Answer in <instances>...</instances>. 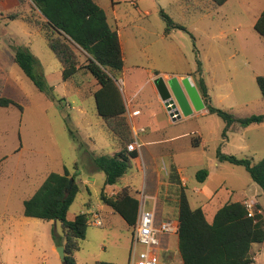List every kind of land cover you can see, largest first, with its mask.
<instances>
[{"label": "rangeland", "instance_id": "rangeland-1", "mask_svg": "<svg viewBox=\"0 0 264 264\" xmlns=\"http://www.w3.org/2000/svg\"><path fill=\"white\" fill-rule=\"evenodd\" d=\"M97 1L111 25H116V18L121 30L125 70L116 75V82L126 103L134 91L142 90V96L151 92L150 83L143 86L147 70L151 69L153 73H168L179 80L190 73L196 86L202 77L211 104L231 111L236 117L264 114V99L257 84V76L264 75V39L254 28L264 9V0H227L218 7H213L209 0H115L119 2L115 9L113 0ZM29 4L30 0L25 4L19 0L0 1V93L14 101L0 106V264H65L59 253L65 241L60 221L23 213L24 199L32 196L49 173H63L65 168L75 174L80 185L68 219L89 211V202L93 211L86 237L75 254L78 264H128L131 226L101 202L105 174L93 171L91 166L90 151L101 153V147L90 144L88 137L97 133L113 141L97 113L93 96L97 81L83 72L78 76L81 87H77L75 80H64L61 63L43 34L21 18H7L15 10L28 11ZM161 11L187 27L194 38L181 28H173L166 35L167 22ZM20 46L29 48L36 56L35 71L52 87L53 98L39 91L14 61ZM198 58L202 62L201 72ZM225 125L218 114L208 113L183 118L165 129L150 128L148 132L153 129L160 139L176 132L185 134L175 141L147 144L141 169L134 164L116 186L130 185L137 197L143 189L145 194L158 191L157 221L166 214L175 217L177 211L163 201L161 193L162 185H168L167 166L174 160L189 177L191 206L204 207L210 220L220 206L230 201L246 200L252 213L264 210L263 190L244 166L219 161L218 166L213 165L218 148L254 162L264 158V122L247 127L234 122L226 138ZM142 135L144 140L154 138ZM197 135L205 144L192 147V139ZM211 166L212 176L199 181L197 170ZM92 177H96L95 182ZM203 185L207 194L199 195L195 187ZM163 193L167 194V188ZM210 196L211 205L206 207L205 199ZM148 203L153 200L148 199ZM100 208L103 212L96 217L102 224L97 225L95 213ZM158 235L161 248L175 254L170 264H181L177 236ZM254 249L258 253L254 252L255 264H264V242L254 244Z\"/></svg>", "mask_w": 264, "mask_h": 264}, {"label": "trees", "instance_id": "trees-1", "mask_svg": "<svg viewBox=\"0 0 264 264\" xmlns=\"http://www.w3.org/2000/svg\"><path fill=\"white\" fill-rule=\"evenodd\" d=\"M27 0H21L25 4ZM188 1V0H186ZM213 7L224 4L227 0H209ZM28 11L15 10L7 14L9 19L21 18L33 28L39 30L46 39L49 48L61 63L64 80H75L77 87L82 86L78 76L89 73L98 84L93 96L97 113L115 137L119 150L114 154L103 153L93 157L97 168L105 173L104 187L100 200L119 213L130 226L137 219L139 199L129 186L109 194L108 185L118 184L124 175L139 160L138 150H129L128 145L134 140L133 130L127 115L124 96L116 82V75L125 66L118 30L111 26L105 9L96 0H30ZM167 25L165 33L173 28H181L191 33L187 27L161 11ZM254 28L264 39V9L257 18ZM192 37L194 35L191 33ZM196 45V44H195ZM197 52L198 49H196ZM84 56V59H81ZM14 61L33 81L39 91L47 98H53V89L46 85L42 74L35 71L36 56L27 47H18ZM202 62L198 58V71ZM197 86L210 113H216L225 122L223 137L234 122L242 127L264 122V114L236 117L231 111L213 106L205 80L200 77ZM257 84L264 99V75L257 76ZM14 103L0 93V106ZM201 137L192 139L194 146L199 145ZM216 157L221 162L242 165L252 179L260 185L264 193V158L254 162L248 157H238L217 149ZM168 185H162L163 201L172 205L179 221L177 247L181 264H253L255 243L264 242V212L256 210L249 215L246 200L230 201L223 204L210 220L203 207L193 208L188 198V187L183 184L178 166L172 162L169 166ZM208 169L196 172V178L204 181ZM74 179L67 191L68 184ZM167 188V194L164 190ZM79 184L75 174L65 168L63 173L51 172L34 194L24 201V215L44 220L60 221L65 241V264H78L76 252L81 248V241L86 237L90 212L83 211L68 219V211L74 202ZM173 195L172 197L169 194ZM97 264H113L98 262Z\"/></svg>", "mask_w": 264, "mask_h": 264}, {"label": "crops", "instance_id": "crops-1", "mask_svg": "<svg viewBox=\"0 0 264 264\" xmlns=\"http://www.w3.org/2000/svg\"><path fill=\"white\" fill-rule=\"evenodd\" d=\"M0 1H4V0H0ZM21 2V0H19ZM134 2V0H132ZM96 2L98 3V1L96 0ZM22 3V2H21ZM119 2H116L115 0L112 1V7L113 9H115V4H117ZM99 4V3H98ZM137 6V5H136ZM146 13H148V11L146 10ZM108 17V16H107ZM115 22H116V25L113 26L111 25L112 27L116 28L118 30V34H119V38H120V43H121V47H122V50H123V40H122V34H121V30L119 28V26L117 25V19L115 18ZM109 21V20H108ZM110 23V22H109ZM111 24V23H110ZM166 34V33H165ZM168 35V34H166ZM125 58V57H124ZM125 70V66H124V69ZM160 76V74L158 73H153L151 69H148L147 70V79H146V83L143 85L145 86L146 84L150 83L151 84V92L146 94L145 96H142V93L141 91L142 90H137V91H134V94L131 96V98L128 100V102L126 103V107L129 108L131 111H139L138 114H136L133 118H132V121L134 123V126L133 128H136V129H140L142 127L145 128V131L144 132H141L139 135H138V152H139V160L135 161L134 164L137 165V168L141 169V161H143V158H144V155H145V151H144V147L147 146V144L149 143H160V142H167L166 139H169L171 141H175V140H178L179 138H182L183 135L185 133H180V132H176L174 133L171 137L169 138H166V139H160L158 137V134H155V130H160V129H165V128H168L170 127L171 125H174L176 124L178 121H181L183 118H189V117H192V116H199V115H206L209 112L208 108L206 107V104H205V107L204 108H201V109H196L193 101H192V98L190 97L189 93H188V90L186 88V86L183 84V79L184 77L186 76H190L192 78V80H194V76L190 73L186 74V75H182L181 76V79L179 81V84L180 86L182 87V90H183V93L185 95V98H186V101H187V104H188V114H185L182 112V116L177 119V120H172L166 110V108L164 107V104H163V101H162V98L160 97V94L158 92V89L154 83V79L156 77ZM162 76L169 80L171 78H173L171 76V74H168V73H165V74H162ZM124 82V80H123ZM198 88V86H197ZM199 89V88H198ZM200 91V90H199ZM201 94V93H200ZM202 96V95H201ZM127 98V97H126ZM203 98V97H202ZM204 100V99H203ZM180 109V107H178ZM150 128H153L152 129V132L149 133L148 130ZM109 130V129H108ZM109 132H111L109 130ZM143 133V135H142ZM149 134V135H148ZM112 137H113V141L109 142L108 141V138L100 135V134H97V133H94V134H91L89 137H88V141L90 142V144H93V145H97L99 147H101V153H96V150H91L90 152L92 153V161H93V164H91L92 166V170L93 171H98L99 169L97 168L96 164L94 163V160H93V157L96 156V155H99V154H103V153H109V154H114L115 152H117L119 150V147H118V144H117V141L115 139V137L113 136V134L111 133ZM142 136H154V138H151V139H147V140H144ZM199 136V135H197ZM201 137V136H200ZM111 139V138H110ZM205 144V140L201 137V142L199 145L197 146H194L193 143L191 142V146L192 147H199V146H203ZM103 150V152H102ZM218 159L216 157V161L215 163L213 162V165L214 166H218ZM172 162H175L174 160H171V163ZM221 162V161H219ZM170 163V164H171ZM176 163V162H175ZM133 164V165H134ZM169 164V166H170ZM177 164V163H176ZM169 166H167V173H168V169H169ZM178 166V165H177ZM212 166L211 167H208V176L207 178L204 180V181H207L213 174V171L211 170ZM178 170H179V173H180V176H181V179H182V182L184 185H188V182H189V177L185 176L182 172V168L180 166H178ZM101 171V170H100ZM198 171V170H197ZM105 174V173H104ZM45 181V180H44ZM92 182H95L96 181V177H92ZM202 181V182H204ZM105 182V181H104ZM119 184V183H118ZM117 184L115 185H108L106 187V191L109 193V194H113L115 192H117L118 190H120L122 187L124 186H129L130 185H122L120 187L116 186ZM40 187V186H39ZM38 187V188H39ZM80 187V185H79ZM104 187V186H103ZM188 187V186H187ZM103 189V188H102ZM117 189V190H116ZM37 190V189H36ZM35 190V191H36ZM143 191H145L143 189ZM142 191V192H143ZM195 191L196 193H198L199 195L200 194H207L206 192V189L204 188V185L203 186H199V187H195ZM141 192V193H142ZM79 193V192H78ZM158 193L157 192H148V196H153L151 197L150 199L153 200V203L152 204H149L148 203V206L152 207L155 212H156V203H157V197H156V194ZM187 193H188V190H187ZM34 194V193H33ZM32 194V195H33ZM211 194V193H209ZM31 197V196H30ZM29 197V198H30ZM154 197H156V199H154ZM139 199V197H137ZM28 199V198H27ZM212 197H208L206 198V207L210 206L211 205V201H212ZM26 199H24L25 201ZM102 202V201H101ZM103 203V202H102ZM104 204V203H103ZM88 207H90V213H93V211H91V202H89L88 204ZM106 205V204H105ZM108 206V205H107ZM110 207V206H109ZM221 207V206H220ZM219 207V208H220ZM111 208V207H110ZM204 208V207H203ZM112 209V208H111ZM205 209V208H204ZM113 210V209H112ZM218 210V209H217ZM115 211V210H114ZM205 211L207 212V210L205 209ZM259 211L261 212H264L263 209H259ZM103 212V209L100 208V210H97V212L95 213L96 215H100V213ZM116 212V211H115ZM216 213V212H215ZM214 213V214H215ZM208 216V214H207ZM214 216V215H213ZM171 216H168V214L166 215H163L162 216V219H167V218H170ZM213 219V218H212ZM211 219V220H212ZM160 220V221H161ZM126 221V220H125ZM160 221H157V215H156V222L159 223ZM127 222V221H126ZM131 232H132V226H131ZM263 243V242H262ZM255 244H260V243H255ZM253 250L254 252H256V250L254 249V245H253ZM166 254V257L168 259H170V262H173L175 260V257L173 256V254L171 253V251L169 250L168 252L165 253ZM256 254H258L256 252ZM254 263L256 262L257 260V256H254Z\"/></svg>", "mask_w": 264, "mask_h": 264}, {"label": "built area", "instance_id": "built-area-1", "mask_svg": "<svg viewBox=\"0 0 264 264\" xmlns=\"http://www.w3.org/2000/svg\"><path fill=\"white\" fill-rule=\"evenodd\" d=\"M162 101L172 120H177L181 117L176 102L172 97L162 99ZM138 113V110L131 111L127 108V115L134 134V140L128 145L129 150H137L138 135L145 131L144 127L140 129L133 128L132 118ZM150 198L144 192L139 197L137 219L132 226V245L128 264H170V259L165 254L169 250L161 248V239L158 234L177 235L179 221L176 217H170L157 223L155 210L147 204V200ZM247 206L250 211L249 215H252L250 203H247ZM95 224L101 225L102 220L96 217Z\"/></svg>", "mask_w": 264, "mask_h": 264}, {"label": "water", "instance_id": "water-1", "mask_svg": "<svg viewBox=\"0 0 264 264\" xmlns=\"http://www.w3.org/2000/svg\"><path fill=\"white\" fill-rule=\"evenodd\" d=\"M154 83L162 99L172 97L175 100L177 107H180V109L178 108V111L180 112V116H182V112L188 114V104L185 95L183 93L182 87L180 86L177 78H171L167 80L162 75H160L154 79ZM183 84L186 86L196 109L204 108L205 102L200 94L199 89L192 81L191 77L190 76L184 77ZM73 182L74 179L72 178L68 184L67 191L71 189ZM59 253L62 259L65 260L66 252L64 246L59 247Z\"/></svg>", "mask_w": 264, "mask_h": 264}]
</instances>
